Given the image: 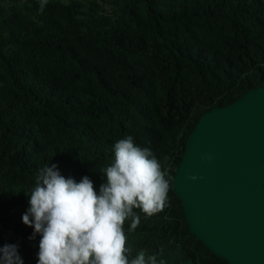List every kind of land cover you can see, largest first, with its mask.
<instances>
[{"label": "trees", "instance_id": "trees-1", "mask_svg": "<svg viewBox=\"0 0 264 264\" xmlns=\"http://www.w3.org/2000/svg\"><path fill=\"white\" fill-rule=\"evenodd\" d=\"M16 1L37 21L0 15V264H228L170 181L198 117L264 85V0H131L130 26Z\"/></svg>", "mask_w": 264, "mask_h": 264}, {"label": "water", "instance_id": "water-1", "mask_svg": "<svg viewBox=\"0 0 264 264\" xmlns=\"http://www.w3.org/2000/svg\"><path fill=\"white\" fill-rule=\"evenodd\" d=\"M189 232L228 264H264V85L203 112L170 181Z\"/></svg>", "mask_w": 264, "mask_h": 264}, {"label": "rangeland", "instance_id": "rangeland-1", "mask_svg": "<svg viewBox=\"0 0 264 264\" xmlns=\"http://www.w3.org/2000/svg\"><path fill=\"white\" fill-rule=\"evenodd\" d=\"M46 1V0H40ZM63 3L73 0H57ZM83 4V9L89 14V17L97 21H103L108 25L130 26L133 24L134 12H140V7L135 5L131 0H75ZM11 12H18L25 21H37L34 13H27L23 9L20 2L16 0H0V15ZM4 76L0 71V88L4 86ZM5 234L17 242L22 239L19 235H15L11 228H6ZM34 253H38L35 243H30Z\"/></svg>", "mask_w": 264, "mask_h": 264}]
</instances>
